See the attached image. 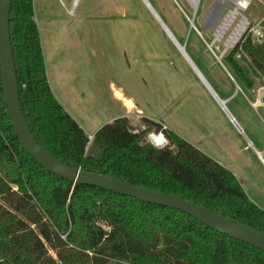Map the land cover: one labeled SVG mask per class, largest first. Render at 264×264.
Segmentation results:
<instances>
[{
    "label": "trees",
    "instance_id": "trees-1",
    "mask_svg": "<svg viewBox=\"0 0 264 264\" xmlns=\"http://www.w3.org/2000/svg\"><path fill=\"white\" fill-rule=\"evenodd\" d=\"M10 33L22 110L48 154L74 168L178 195L264 234V208L229 168L169 128V146L146 141L162 122L143 117L145 128L135 131L128 117H118L88 146L89 135L49 83L34 0H12ZM221 62L251 87L245 66L264 78V41L245 37ZM0 258V264H264V250L179 209L74 184L46 169L17 136L0 66Z\"/></svg>",
    "mask_w": 264,
    "mask_h": 264
},
{
    "label": "rangeland",
    "instance_id": "rangeland-1",
    "mask_svg": "<svg viewBox=\"0 0 264 264\" xmlns=\"http://www.w3.org/2000/svg\"><path fill=\"white\" fill-rule=\"evenodd\" d=\"M149 1L216 88L221 80L219 72L218 79L213 77L209 59L202 57L204 40L199 37L198 41L189 32L190 22L181 9L190 13L187 3L178 0L179 7L174 0ZM86 2L77 0L73 14L69 13L73 8L69 0H37L35 5L49 74L54 84L69 89L70 111L86 126L87 134H94L124 112L111 92L113 85L133 95L146 116L165 120L181 135L195 138L197 131H206L209 119L218 115V107L144 1L117 0V8L103 4L100 8L109 16L90 19L84 12ZM215 2L202 0L195 20L199 30L206 27L204 17ZM247 14L257 22L264 15V4L254 0ZM213 31L214 27L207 28V41ZM218 46L221 48V43ZM205 53L216 59L207 49ZM131 119L135 131L145 128L143 117L132 112Z\"/></svg>",
    "mask_w": 264,
    "mask_h": 264
},
{
    "label": "crops",
    "instance_id": "crops-1",
    "mask_svg": "<svg viewBox=\"0 0 264 264\" xmlns=\"http://www.w3.org/2000/svg\"><path fill=\"white\" fill-rule=\"evenodd\" d=\"M36 1L37 0H34V10L35 21L38 25L36 18ZM69 1L72 2L73 7L76 6L77 0ZM103 4L117 8V0H87L84 8L87 19L108 17L109 14L102 11L103 8H100ZM148 8L151 14L155 16L154 18H157L158 16L156 17L153 13L154 11L150 9L151 7L149 6ZM153 9L157 13L154 7ZM162 21L164 22V20ZM162 26H164L163 23ZM38 27L40 31V26L38 25ZM169 32L170 34L165 30L166 35L168 34V36L172 37L178 41L179 44H181L179 40L173 37V33L170 29ZM189 32L194 33L199 41L198 38H201V36L198 32L191 30ZM40 36L47 75L53 93L64 108L75 117L87 133L86 126L82 124L79 118L70 111L69 103L66 98V94L69 93V89L64 87L61 88L59 85L54 84L53 76L51 77L49 74L48 62L46 60L41 32ZM202 50L204 54L202 57L204 56V58L207 57V59H209L208 64L212 68L211 72L214 71L215 73V75L213 74V77L218 79V71L219 77L221 78V80L218 79V88H215L207 77L203 75L208 84L204 82L202 76L199 77L198 75L202 84L205 85L206 92L211 96L214 103L218 107L219 113L214 118L212 117L209 119L206 131H197L195 138L184 134L180 135L197 148L201 149L207 155L218 161L220 164L229 168L239 179L251 200L264 208V78L256 77L253 75L248 66H245L247 75L253 81V85L251 87H246L231 73L227 66L206 55V49L203 48ZM186 55L188 56L187 52ZM202 60L204 61L203 58ZM192 65L194 69V64L192 63ZM111 92L114 98L122 103L124 112L120 117L126 116L131 121V115L133 112V115L136 114L139 117H147L154 121L162 122L167 128L174 130L165 122V120L146 116L145 111L138 105L136 98L133 95H128L125 88L113 85ZM127 101L132 102V107L126 105ZM131 122L134 123L133 121Z\"/></svg>",
    "mask_w": 264,
    "mask_h": 264
},
{
    "label": "water",
    "instance_id": "water-1",
    "mask_svg": "<svg viewBox=\"0 0 264 264\" xmlns=\"http://www.w3.org/2000/svg\"><path fill=\"white\" fill-rule=\"evenodd\" d=\"M151 10L155 11L148 0H143ZM12 0H0V66H1V79L2 87L6 97V102L9 109V115L15 127L17 136L22 142L24 148L30 153L41 165L49 171L59 175L69 181L81 184H91L107 190L121 193L124 195L132 196L141 199L145 202L169 206L186 212L206 225L222 232L230 237L241 240L247 244L253 245L257 248L264 250V234L251 229L239 222H236L220 213L212 211L211 209L197 204L195 202L185 200L182 197L170 193L159 192L144 187L136 186L127 181L110 177L107 175L84 171L80 168H74L66 165L48 154L43 147L39 144L34 133L32 132L25 113L22 110L20 101L19 82L17 78L16 63L14 58L13 45L10 33V7ZM155 13L162 21L159 15ZM165 30H169L166 24ZM194 24L190 22L192 28ZM214 23L207 25L200 31L204 34L207 28H213ZM172 34V33H171ZM173 35V34H172ZM175 38V36L173 35ZM180 45V44H179ZM185 48V46H181ZM188 54V53H187ZM191 62L194 64V70L200 74L204 82L208 84L207 80L188 55ZM198 74V75H199ZM199 75V77H200ZM5 259L0 258V262ZM15 264V263H12Z\"/></svg>",
    "mask_w": 264,
    "mask_h": 264
},
{
    "label": "built area",
    "instance_id": "built-area-1",
    "mask_svg": "<svg viewBox=\"0 0 264 264\" xmlns=\"http://www.w3.org/2000/svg\"><path fill=\"white\" fill-rule=\"evenodd\" d=\"M175 3L181 7L178 0ZM189 6L190 13L182 7L184 16L189 22H192L194 28L207 44L209 51L221 62V58L235 48L245 37L250 36L254 43L264 41V15L257 21H252L247 14L252 7L254 0H216L212 8L205 15L204 21L207 25L214 23L213 37L208 42L195 25V20L199 16V10L202 0H184ZM264 4V0H258ZM214 11H217L213 16ZM70 14L74 13V7L69 10ZM204 29V28H203ZM206 32V31H205ZM218 43L222 47L219 48ZM239 56V55H238ZM234 119V118H233ZM163 129H151L146 135V141L158 148L169 146L170 142ZM88 146L94 139V134H89ZM64 237V236H63Z\"/></svg>",
    "mask_w": 264,
    "mask_h": 264
},
{
    "label": "bare ground",
    "instance_id": "bare-ground-1",
    "mask_svg": "<svg viewBox=\"0 0 264 264\" xmlns=\"http://www.w3.org/2000/svg\"><path fill=\"white\" fill-rule=\"evenodd\" d=\"M147 4V3H146ZM148 5V4H147ZM149 7V6H148ZM155 12V11H154ZM216 12L217 11H214V13H213V16L212 17H214V15L216 14ZM155 14V13H154ZM156 15V14H155ZM156 17H157V15H156ZM158 18V17H157ZM160 22H161V20L160 19H158ZM161 24H162V22H161ZM164 27V26H163ZM167 27V26H166ZM165 28V27H164ZM167 31V30H166ZM169 34H170V32H169V30L167 31ZM172 38V37H171ZM173 39V38H172ZM176 43V45H177V47L179 48V50L181 51V53H183V55H185V58L188 60V62L191 64V66L193 67V65H192V63H191V61L188 59L189 57L186 55V51H185V49L183 48V47H180V45H179V43H178V41H176L175 39H173ZM181 46H183V45H181ZM188 57V58H187ZM199 74V73H198ZM200 75V74H199ZM200 77H201V75H200ZM203 78V77H202ZM126 105H128L129 107H132V102L131 101H127L126 102Z\"/></svg>",
    "mask_w": 264,
    "mask_h": 264
}]
</instances>
